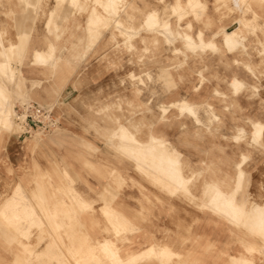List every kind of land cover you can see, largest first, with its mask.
Segmentation results:
<instances>
[{
	"label": "rangeland",
	"instance_id": "374dc122",
	"mask_svg": "<svg viewBox=\"0 0 264 264\" xmlns=\"http://www.w3.org/2000/svg\"><path fill=\"white\" fill-rule=\"evenodd\" d=\"M0 23V111L13 122L0 121L1 260H14L15 246L27 264L32 243L35 261L44 241L57 249L68 226L53 215L93 211L73 186L128 171L126 160L156 191L198 197L200 212L238 233L245 259H264V0H0ZM30 102L52 109L59 128L20 135L15 109ZM64 134L91 139L84 156L69 155L80 146ZM102 250L103 264L120 259L109 243Z\"/></svg>",
	"mask_w": 264,
	"mask_h": 264
},
{
	"label": "crops",
	"instance_id": "0c3cea01",
	"mask_svg": "<svg viewBox=\"0 0 264 264\" xmlns=\"http://www.w3.org/2000/svg\"><path fill=\"white\" fill-rule=\"evenodd\" d=\"M6 29V24L0 23V34L4 38L0 44H8ZM13 35L16 39V21L14 27L10 28V37L13 38ZM69 87L62 91L63 101L71 95ZM74 137L75 134L63 135V140H78L80 146L78 150L69 149L67 152L69 155L78 152L79 156H84L86 151L81 146L91 139L83 134ZM8 146L10 156L19 157L18 160L26 155L14 142ZM109 156L119 159L118 151L115 150H111ZM112 158V164L119 163ZM126 164L130 169L128 171L120 172L119 166L115 167L118 168L116 170L111 167L110 172L104 171L107 179H98L95 172L94 178L80 179L73 186L80 190L86 201L93 204V211L80 212L78 215L73 212L54 214V220L68 226L58 234L60 246L49 251L46 249L48 240L44 241L43 245L36 248V254L41 259L35 261L32 243L34 250L31 264H103L99 257L103 254L102 246L105 243H109L120 256L115 264H264V259H245L238 233L231 232L227 224L220 223L215 214L200 212L198 206L202 202L198 197L184 200L156 191L148 185L146 176L137 170L135 162L126 160ZM81 166L80 160V174L87 177V172H82ZM194 167L197 165L192 163L191 168ZM92 189L95 192H88ZM104 210L107 212L104 213ZM108 212L112 215L111 224L107 222ZM119 224L126 229L118 235L113 226ZM114 250L109 252L114 253ZM14 253V260L0 259V264H27L18 246L14 247Z\"/></svg>",
	"mask_w": 264,
	"mask_h": 264
},
{
	"label": "built area",
	"instance_id": "2783aa9c",
	"mask_svg": "<svg viewBox=\"0 0 264 264\" xmlns=\"http://www.w3.org/2000/svg\"><path fill=\"white\" fill-rule=\"evenodd\" d=\"M15 122L21 130L20 135L25 136L35 132L50 133L59 128V120L53 110L34 102L15 109Z\"/></svg>",
	"mask_w": 264,
	"mask_h": 264
},
{
	"label": "bare ground",
	"instance_id": "6f19581e",
	"mask_svg": "<svg viewBox=\"0 0 264 264\" xmlns=\"http://www.w3.org/2000/svg\"><path fill=\"white\" fill-rule=\"evenodd\" d=\"M97 2H99V0H97ZM111 2V1H110ZM109 2V3H110ZM114 2V1H113ZM71 3V2H70ZM108 3V1H107V4H109ZM112 3V2H111ZM84 4H86L85 2H84ZM106 4V3H105ZM113 4V3H112ZM117 4V3H116ZM128 4V3H127ZM96 5V4H95ZM132 5V4H131ZM90 6V5H89ZM106 7H107V9H108V7H110V5H105ZM111 6H113V5H111ZM133 6V5H132ZM69 7V6H68ZM75 7V6H74ZM93 7V6H92ZM126 7V6H125ZM136 7V6H135ZM91 9V8H90ZM110 9V8H109ZM117 9V8H116ZM123 9V8H122ZM133 9V8H132ZM111 10V9H110ZM123 12H126V10L125 9H123L122 10ZM12 12V11H11ZM94 12H95V14H94V16L95 17H97V18H99L100 17V12H97V10L95 9L94 10ZM13 13V12H12ZM111 13V12H110ZM92 14V13H91ZM157 14L155 13V12H153V14L151 13V17H153L154 19V25H157V20H158V18H157V16H156ZM93 16V15H92ZM102 16V15H101ZM112 16V15H111ZM14 17V16H13ZM91 17V16H90ZM92 18V17H91ZM113 20H115V21H117V22H120V19L119 18H117V19H113ZM106 21H107V18H106ZM15 23V22H14ZM119 24V23H118ZM113 25V24H112ZM164 25H166V24H164ZM115 26H117V25H115ZM118 27V26H117ZM150 29L151 30H155V28H154V26L153 27H150ZM16 31V30H15ZM58 31V30H57ZM107 31V30H106ZM124 32V31H123ZM241 29H240V27H237V28H235L232 32H229L228 33V35H229V38L230 39H238L239 38V36H240V34H241ZM113 34V33H112ZM126 34V33H125ZM114 35V34H113ZM112 35V36H113ZM18 36V35H17ZM117 36V35H116ZM114 38V37H113ZM128 39V38H127ZM71 44V43H70ZM73 44V43H72ZM16 46V45H15ZM55 46V45H54ZM9 48H11L12 49V47H9ZM8 48V49H9ZM39 48V47H38ZM10 50V49H9ZM128 50H129V48H128ZM44 51H42L41 49H35V55H36V57H42V53H43ZM51 56V53L48 55V57H50ZM47 57V58H48ZM49 59V58H48ZM35 60H36V58H35ZM35 60H34V62H35ZM42 60V59H41ZM37 61V60H36ZM33 62V63H34ZM40 63V62H39ZM44 63H45V61H44ZM48 63V62H47ZM50 65H53V64H50ZM52 74V73H51ZM73 84L74 85H76V87L78 88L79 87V85L74 81L73 82ZM183 100V99H182ZM182 100H179V101H182ZM183 101H186L187 102V100H183ZM7 109H9V108H7ZM13 116V115H12ZM0 121H1V123L3 124V126H7V127H11L12 126V118H11V114H10V110H4V108L0 111ZM11 129V128H10ZM28 145V144H27ZM141 148V147H140ZM19 150V149H18ZM22 151V150H21ZM164 158V157H163ZM178 158V157H177ZM243 160H244V158H243ZM165 161V160H164ZM173 174V173H172ZM182 176V175H181ZM39 188V187H38ZM29 201V200H28ZM30 206V205H29ZM255 206V205H254ZM61 209V211H63V209L62 208H60ZM257 209V208H256ZM29 211V210H28ZM228 211V210H227ZM255 211V210H254ZM252 212V211H251ZM57 213H58V211H57ZM255 213V212H254ZM61 214H63V213H61ZM60 214V215H61ZM4 215V214H3ZM253 215V214H252ZM21 216V215H20ZM64 216H65V214H64ZM63 216V217H64ZM37 217V216H36ZM14 220V219H13ZM250 220V219H249ZM23 222V221H22ZM241 223V222H240ZM264 223V222H263ZM64 246V245H63ZM143 258V257H142ZM39 260V259H38ZM127 264V263H126Z\"/></svg>",
	"mask_w": 264,
	"mask_h": 264
}]
</instances>
